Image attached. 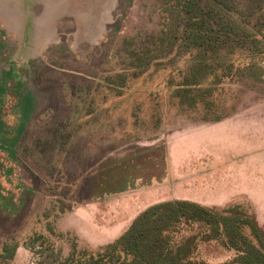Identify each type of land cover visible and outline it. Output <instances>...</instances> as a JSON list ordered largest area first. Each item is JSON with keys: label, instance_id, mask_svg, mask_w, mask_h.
<instances>
[{"label": "rangeland", "instance_id": "obj_1", "mask_svg": "<svg viewBox=\"0 0 264 264\" xmlns=\"http://www.w3.org/2000/svg\"><path fill=\"white\" fill-rule=\"evenodd\" d=\"M36 1L22 33L0 0V252L18 244L1 264L95 253L171 200L236 208L264 243V0H199L232 27L204 72L181 0ZM186 82L194 105L177 94ZM179 229L197 235V261L236 256L200 224Z\"/></svg>", "mask_w": 264, "mask_h": 264}, {"label": "trees", "instance_id": "obj_2", "mask_svg": "<svg viewBox=\"0 0 264 264\" xmlns=\"http://www.w3.org/2000/svg\"><path fill=\"white\" fill-rule=\"evenodd\" d=\"M209 1L224 9L230 8V0ZM180 7L185 16L184 40L189 48L200 51L198 60L203 64L199 68L204 72L206 55L224 48L230 36L227 29L231 32L232 27L220 26L213 19L212 10H204L199 0H181ZM194 85L186 82L177 91L190 105L197 101ZM235 211L236 208H230L219 213L187 200L160 202L139 213L121 236L95 253L77 252L74 246L71 254L63 258L54 248H46L49 250L47 264H208L194 259L197 235L176 236L180 227L194 223L209 229L200 240L219 239L236 252L232 260L217 264H264V243L256 222ZM44 238L37 234L33 240L43 245ZM17 248V243H5L0 264L12 260Z\"/></svg>", "mask_w": 264, "mask_h": 264}, {"label": "crops", "instance_id": "obj_3", "mask_svg": "<svg viewBox=\"0 0 264 264\" xmlns=\"http://www.w3.org/2000/svg\"><path fill=\"white\" fill-rule=\"evenodd\" d=\"M28 1H30L31 2V8L33 9L36 5H39L38 4V2L36 1V0H28ZM25 2H26V0H17V1H14V0H7V4H5V5H3L2 6V13H3V15H4V17H5V19L3 20L4 21V23L5 22H8L9 21V19L10 18H12L11 17V15H10V9H11V7L13 8V11H12V16L14 17V19L13 20H18L17 21V23H18V25H15L14 23H13V25H12V22L9 24V25H11V27H13V29L14 28H17V31H19L20 32V30L22 31V33H23V30H24V26H22V25H24V23L25 22H27V20L28 21H30L31 23H30V26H31V24L33 23V30H35V23L33 22V21H36L37 20V18L35 17L36 15H33V13H32V11L31 10H28L27 11V6L25 5ZM52 4V3H51ZM40 5H42L43 6V8H47V12H52V8L56 5V4H52V6L51 7H49V6H46L44 3H40ZM53 10H55V8H53ZM46 11V10H45ZM29 13H30V15H29ZM30 19H29V18ZM35 17V18H34ZM42 18L44 19V21L45 22H53V21H56V20H54L55 19V17L53 16V15H51V17H49V14L47 13L45 16H42ZM57 18V17H56ZM8 24V23H7ZM20 24H22L21 25V27H20ZM8 30V29H7ZM10 32V31H9ZM22 36V35H21Z\"/></svg>", "mask_w": 264, "mask_h": 264}]
</instances>
